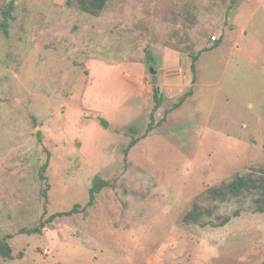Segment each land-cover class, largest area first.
<instances>
[{"label":"rangeland","instance_id":"obj_1","mask_svg":"<svg viewBox=\"0 0 264 264\" xmlns=\"http://www.w3.org/2000/svg\"><path fill=\"white\" fill-rule=\"evenodd\" d=\"M68 1L0 0V24L13 8L0 36V240L12 236L13 259L0 264L263 263L264 214L250 202L221 228L184 217L210 188L264 171V0H109L98 17ZM166 50L175 79L163 86ZM136 61L144 96L109 116ZM155 87L165 103L152 121ZM97 176L110 187L86 208Z\"/></svg>","mask_w":264,"mask_h":264},{"label":"trees","instance_id":"obj_2","mask_svg":"<svg viewBox=\"0 0 264 264\" xmlns=\"http://www.w3.org/2000/svg\"><path fill=\"white\" fill-rule=\"evenodd\" d=\"M109 0H69V6H75L82 13L98 17L101 13L104 12L108 5ZM12 7L4 12V19L0 24V36L2 34H7L8 21L11 19V11ZM198 56L192 57V65L191 71L194 75L193 83L196 82L197 76V66ZM153 98L155 102V107L152 115H150L152 121L154 120L155 113L162 108L165 103V97L160 92H158V88L155 87L153 90ZM192 94L189 92L185 95L179 103H176L172 106L171 109H168L165 112L163 120L160 122L166 121V116L169 115L173 110L178 109L186 99ZM101 124L104 129H108L110 127V123L101 119ZM132 128V127H131ZM129 129L130 131H134V129ZM152 125L149 126L148 132L152 131ZM147 132V133H148ZM139 139H132L131 143L128 147H126L123 151L125 155V159H127L130 151L138 144ZM49 167V162L44 164L41 168L40 179L43 182L45 188L42 190V197L44 200L48 201V191L50 190V186L47 183V170ZM110 187V183L101 179L99 176L94 178L93 185L89 190V202L86 208L92 207L97 199V196L100 195L104 189ZM250 202L252 210L254 213L264 214V171L260 170L257 173H251L248 175H237L232 180L228 182H224L218 186L210 188L205 194L200 195L197 200L194 202L192 207L189 209L188 213L184 217V223L186 225H196L202 228L206 227H225L227 226L233 219L240 217L243 213V209H245V205ZM230 203H235L238 205V208L235 209L234 213L230 216H223L219 213L222 206ZM46 207V205H45ZM44 207V208H45ZM80 206L75 205L71 208L70 211L55 213L50 216L48 219L43 220L38 226L33 229H23L21 230V234H41L43 229L46 227V224H52L59 218L69 217L75 214L80 213ZM86 208H84L86 210ZM47 210L45 208V214ZM12 236L7 235L4 236L0 240V258L4 260H12L13 259V251L9 244V240ZM261 264H264L261 263Z\"/></svg>","mask_w":264,"mask_h":264},{"label":"crops","instance_id":"obj_3","mask_svg":"<svg viewBox=\"0 0 264 264\" xmlns=\"http://www.w3.org/2000/svg\"><path fill=\"white\" fill-rule=\"evenodd\" d=\"M169 51L173 52L171 50H166L163 52L164 57H163V61H162L163 63L162 64H163V70L165 71V78H166L163 86L171 85L173 82V79H175L174 76L171 75L172 70L169 67L165 66L166 65V63H165L166 58L168 56L167 53ZM130 61L131 60H129V59L126 60V62H130ZM136 63H138V65L141 68L140 75H136L138 77H135V78L132 77L131 73L128 71H126L124 73V76L128 75V78H129L128 80H130L129 85L131 88H133L132 94H130V93L126 94L125 89H124L122 92L123 97L119 101L118 100H114V101L112 100L114 102V104H113V102L111 103V101H110V103L107 102L108 106L105 105L106 106L105 108H108L109 116H114V115H116V112L124 110V108L127 106V103L129 101H131L133 99H135V100L140 99L142 96H144L143 91H144L145 87H144L143 80H144V73L146 71V67L148 66V64L146 65V62H141V61H139V62L136 61ZM114 68H116V65L107 64V65H104L103 67L101 66L99 70H104L107 74H109V73H111V71L114 70ZM129 85L127 88H130ZM119 96H121V92L119 93ZM119 96H118V98H119Z\"/></svg>","mask_w":264,"mask_h":264},{"label":"water","instance_id":"obj_4","mask_svg":"<svg viewBox=\"0 0 264 264\" xmlns=\"http://www.w3.org/2000/svg\"><path fill=\"white\" fill-rule=\"evenodd\" d=\"M150 74L152 75V85L157 86L158 84V76H157V71L155 70L154 67L149 68ZM158 92L160 93V88L158 87Z\"/></svg>","mask_w":264,"mask_h":264},{"label":"built area","instance_id":"obj_5","mask_svg":"<svg viewBox=\"0 0 264 264\" xmlns=\"http://www.w3.org/2000/svg\"><path fill=\"white\" fill-rule=\"evenodd\" d=\"M211 40H212V43H215V42H217V41H218V37H216V36H213V37L211 38Z\"/></svg>","mask_w":264,"mask_h":264},{"label":"clouds","instance_id":"obj_6","mask_svg":"<svg viewBox=\"0 0 264 264\" xmlns=\"http://www.w3.org/2000/svg\"><path fill=\"white\" fill-rule=\"evenodd\" d=\"M216 43V42H215ZM211 47V46H210Z\"/></svg>","mask_w":264,"mask_h":264}]
</instances>
